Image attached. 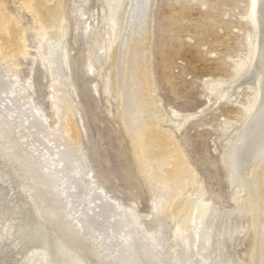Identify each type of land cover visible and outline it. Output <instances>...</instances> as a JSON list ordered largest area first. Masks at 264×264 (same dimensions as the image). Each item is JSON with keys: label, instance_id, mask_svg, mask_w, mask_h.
Returning <instances> with one entry per match:
<instances>
[{"label": "rangeland", "instance_id": "rangeland-1", "mask_svg": "<svg viewBox=\"0 0 264 264\" xmlns=\"http://www.w3.org/2000/svg\"><path fill=\"white\" fill-rule=\"evenodd\" d=\"M45 1L54 5L56 0ZM131 6L130 0H60V28L64 29L68 57V70L62 79L68 81L63 87L68 94L62 97L44 53L43 39L47 36V43H52L56 29L44 30L31 0H0V37H6L14 25L23 34L19 37L21 52L12 57L15 66L0 52V133L5 129L8 134L0 145V264H43L46 254L50 264H60L56 259L58 245L71 243L67 229L80 239L73 254L86 264H119L113 256L105 255L102 238L105 230H114L120 211L128 208L138 214L140 224L124 228L137 236L147 230L161 233L162 239L166 238L165 264H176L179 245L174 242V195L167 194L171 199L165 214L158 217L153 201L162 186L146 168L124 105V83L134 74L130 68L133 50L145 24L139 22L131 36L127 25ZM152 8L149 52L146 50L148 81L158 108L165 113L160 127L174 137L180 158L195 177L194 181L186 179L183 196L191 199L196 188H201L203 198L213 203L207 223L216 208L221 211L213 222L209 264H263L256 261V229L245 206L248 190L231 182L227 160L238 133L264 98L260 63L264 1L154 0ZM39 111L45 120L33 122ZM69 146L73 153L64 158L67 165L59 161L58 153ZM23 161H28L24 169L20 165ZM39 164H43V172L55 175L58 186L50 188L41 178L40 192L36 193L30 173ZM68 171L80 179L79 187L72 182L63 184ZM101 190L120 203L119 214L104 230L87 231L82 228V216L99 217ZM41 207L53 217H47ZM144 251L138 248V264L151 263ZM193 252L191 260H196L198 254Z\"/></svg>", "mask_w": 264, "mask_h": 264}, {"label": "bare ground", "instance_id": "bare-ground-1", "mask_svg": "<svg viewBox=\"0 0 264 264\" xmlns=\"http://www.w3.org/2000/svg\"><path fill=\"white\" fill-rule=\"evenodd\" d=\"M31 1H32V5L36 8V10L38 11L40 15V20H41V23L43 24L42 26L45 28L44 30H47L50 27L56 29V31L54 30L53 34L51 33L54 39L52 43H47L48 41L47 36L46 37L43 36L45 38L44 39L42 38V39L45 40L44 43L46 45V48L44 49V53L47 57L46 59H48L49 61L48 63L50 64V67L48 64H47V67H49V70L52 73V75L57 78L59 91L60 90L63 91V87H66V85L68 86L67 84L68 81L66 82L65 80L64 81L62 80L66 73L65 71L67 69L66 66L68 62L67 61L68 57H67V53L65 49L64 29L62 30L60 28V26H62L61 25L62 24L61 23L62 14L60 12V0H56L54 5H48L45 0H31ZM255 1H256V4L257 3L259 4L260 0H255ZM130 2H132V6H131V9L129 10V13H127L128 15L127 25L130 27L129 32L131 33V36L132 35L134 36V34H136L135 29L137 28L136 26L139 24V22L144 21L143 23L145 24H143V28H142L144 29L143 30L144 34L143 35L140 34L137 36L138 43L136 41V44L134 47L135 50H133L134 55L132 57L133 58L132 63L130 62L131 58H129V61H128V63L129 62L131 63V64L129 63L130 68L133 67L132 70L134 74L130 77H128V75L126 74L128 77V80L126 81V83H124L125 84L124 88L126 89V95L124 97L126 98V100L124 102V105H125V109L127 113L126 116L128 119V123H129L128 125L130 128V131L133 137L137 141H139V143L141 144L140 151H142L144 158L146 159V161H144V163H146L145 164L146 168H149V170L153 171L152 177H154L155 180L159 182L160 185L162 186V191L159 192L157 196L155 195L156 200L153 201L154 203L153 209L154 210L156 209L155 214L158 217H160V215H164L165 207L167 206V203L171 199V198H168L167 194H173L174 199L172 200L173 201L175 200L174 201L175 203L172 207V212L174 214V217H176L175 219L177 221L175 225L177 229L176 230L174 229L175 230L174 231V238H175L174 242H177V244L179 245L178 248L175 250V257H174L175 261L174 262L176 264H195V263L199 264L198 262H201L200 264H209V262L211 261L209 257V252L211 248L210 247L211 231L214 225L213 222L216 218H218L221 211H218V209L216 208L215 210L217 212L212 214L213 216H212L211 222L207 223L206 219L211 213V207L213 203L203 198V195L201 194V188H196V191H195L196 195L195 197L191 199L183 196L184 194L183 190L185 187H187L186 179L194 181L195 177L192 175L191 170L188 167L186 161H183L180 158L181 156V155L179 156L180 152L177 150L176 146L174 145L175 143L173 140L174 137H172L170 133H168L169 130L167 132L164 130L165 128L163 129L160 127L161 122L164 121L163 119H164L165 113L163 115L162 108L160 107L162 111L158 108V105H157L158 100H156L155 97L151 94L150 83H149L150 81H148V78H149L148 67H147L148 56L146 58V54H147V51L149 52V49H147V44L149 45L148 42H150L149 41L150 39L149 38V35H150L149 34L150 32L149 31L150 30L149 20H151V17H152L151 9H153L152 7H153L154 0H130ZM261 20L258 21V23L261 22ZM256 22H257V19H256ZM257 26L259 25L257 24ZM15 27H18V25L17 26L14 25V27H11L9 29L8 35H6V33L4 34L6 35V37H2V36L0 37V50H1L0 52L4 54V58L11 64V66H15L16 64V62L13 61L12 57H14V55H16L18 52H21L19 37L20 35L21 37L23 35V34H20L21 33L20 29H16ZM140 27L138 26V28ZM126 28L128 29V27ZM141 30L139 29L140 32ZM44 34L46 35V33ZM124 37L127 38L128 36L126 37L124 35ZM50 40L52 39H49V41ZM129 41L124 42L123 47H126L127 46L126 43H129ZM124 49H127V48H124ZM259 51L260 50L257 51V54ZM123 52L125 55V51ZM127 54L129 55L128 52ZM126 57L128 58V56ZM260 63H261L262 69L264 70V46L261 51V62ZM116 66H117V63H116ZM119 70L121 71L120 68ZM116 76H117V72H116ZM137 88H139V90H137ZM122 91L120 90V93L124 92ZM261 91H262L261 92L262 96L264 97V82H263V88L261 89ZM63 92L61 93L62 94L61 96L67 97L68 91L65 93ZM69 98H70V95H69ZM67 104H69V102ZM60 111L61 113L63 112V109L61 107H60ZM71 113L73 114V112ZM37 116L38 117H35L33 122H36V120L39 119L42 123V119L44 118V115L40 113V115H37ZM4 130L0 133V145L2 144V141L4 140V137L8 135L7 132ZM76 133L74 132L73 136L77 138L79 136L78 134L76 136ZM73 139L75 138L73 137ZM78 139H80V137ZM234 143L236 144L234 145ZM234 143L231 145L229 149V152H230V154L228 155L229 160H227L229 163L228 165L230 166L229 170H230V175H231V182L243 185L245 186V189L248 190L249 203L248 205H245V206H246V209L250 211L252 215V224L254 228L256 229V236H255L256 243H257L256 261H258L259 263V261L261 260L262 262L260 263L264 264V98L259 104L258 108L255 109L253 116L251 118L249 117L247 118L244 128L240 130V132L237 135L236 141ZM15 145H13V147L15 148L16 155H18L17 148ZM71 147L73 148L72 145ZM71 147L70 146L65 147L64 149L59 151L58 159L60 162H65V159L72 155L73 150L71 149ZM175 151H176V154H172ZM27 159L30 160V158H27ZM23 162L24 164L20 162V165L24 169L28 161H23ZM65 163L67 164V162ZM65 163L63 164L65 165ZM169 164L171 165L170 168L167 167V165ZM42 165L39 164L37 167H35V171L34 169H32L33 172L30 173L31 174L30 182L33 185V189L35 190L36 193L40 192V190L38 189L40 188L39 184L41 183L40 182L41 178L44 184L46 186H50V188H54L58 186L55 175L50 171L43 172L45 170L42 168ZM68 168H70V166H68ZM73 169L77 170L76 168H73ZM72 171L67 172L68 175H66V178L63 180L64 181L63 184H67V183L69 184V182H72L75 184L74 186L77 188V186L79 187V182L81 181L78 177L75 178L74 174L73 175L70 174ZM165 187H167L168 190L165 189ZM99 197H101L103 201V203L101 201L102 204H100L102 205V207H99L101 208L100 210L101 213L99 217H97L96 214L89 215L86 213H84L85 215L82 216L84 221L83 223H81V225H82V228H84L85 230L87 229V231L93 230L94 228H99V230L100 229L104 230L106 223H108L111 220V218L119 214L118 211L121 208L120 203H118L115 200H110L109 198H107L103 190H101V194H99ZM41 210L44 214L47 215V217L49 218L53 217L51 213L48 210H46L44 207H41ZM123 210L120 211V217L117 218V220H115L114 230L111 229L110 231L105 230L106 232L104 233L102 232L104 236L102 238V241H103L102 243L104 244L103 245L104 252L107 258H111V256H113L116 263L118 262L119 264H128V263L138 264L136 258L138 256V248H139L141 251L145 250L144 252L148 253V259L149 260L151 259L150 264H165V257L163 255V247L165 245V241L163 242V239H166V238L162 239L163 236L161 235V233L157 235L155 233L148 232V230L145 231L143 234H141V236H137V234L134 233V231L132 230H126L124 227L127 224L131 226V228H134L135 226L139 225L140 217L138 216V214H136L133 208H128V210H124V211ZM239 210L240 209L237 210V213H239L238 212ZM222 213L226 215L230 214V216L236 214V212L231 213L228 211L227 212L223 211ZM125 220L127 221L125 222ZM110 226H112V224ZM66 232H67L69 239L71 240V243L69 244V243L62 241L60 245L57 244L60 247H59V251H58L56 259L59 260L60 264H86L85 261H83L79 255L73 254L74 253L73 251L77 249L76 246L79 243L80 239L74 233H70L68 229ZM124 239H127V240L130 239L131 241L124 244L122 243ZM56 243L57 242L55 241V244ZM52 246H54V244H52ZM100 248H103V247L101 246ZM193 251L196 252L195 254H198V258L196 260H191L192 258L190 257V254ZM43 252H46V251H43ZM132 256H134L133 257L134 260L132 259L131 261ZM49 257L47 254L45 255L43 264H50Z\"/></svg>", "mask_w": 264, "mask_h": 264}]
</instances>
